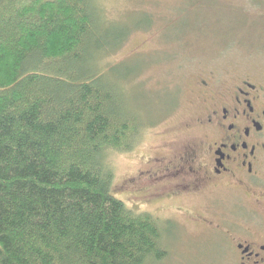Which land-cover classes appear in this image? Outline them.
Returning <instances> with one entry per match:
<instances>
[{"label":"trees","instance_id":"obj_1","mask_svg":"<svg viewBox=\"0 0 264 264\" xmlns=\"http://www.w3.org/2000/svg\"><path fill=\"white\" fill-rule=\"evenodd\" d=\"M89 0H0V264H159L155 218L106 159L140 131L99 65ZM104 46V47H103Z\"/></svg>","mask_w":264,"mask_h":264},{"label":"rangeland","instance_id":"obj_2","mask_svg":"<svg viewBox=\"0 0 264 264\" xmlns=\"http://www.w3.org/2000/svg\"><path fill=\"white\" fill-rule=\"evenodd\" d=\"M89 1L107 43L101 71L141 123L132 148L106 159L113 194L157 220L167 252L159 264H227L214 225L231 196L213 181L180 194L186 175L163 164L209 139L197 133L210 108L201 93L218 102L251 83L264 101V0Z\"/></svg>","mask_w":264,"mask_h":264},{"label":"flooded vegetation","instance_id":"obj_3","mask_svg":"<svg viewBox=\"0 0 264 264\" xmlns=\"http://www.w3.org/2000/svg\"><path fill=\"white\" fill-rule=\"evenodd\" d=\"M200 84L208 90L205 80ZM242 85L218 102L201 93L210 108L197 120V133L200 140L204 133L209 139L163 166L186 175L189 182L180 194L188 196L209 181L229 194L228 206L218 210L214 225L227 264H264V101L251 91L253 84Z\"/></svg>","mask_w":264,"mask_h":264}]
</instances>
